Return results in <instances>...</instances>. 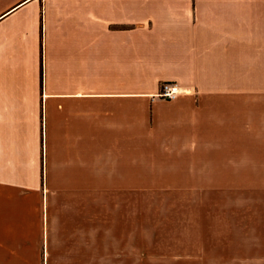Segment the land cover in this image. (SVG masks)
<instances>
[{
  "label": "crops",
  "instance_id": "crops-1",
  "mask_svg": "<svg viewBox=\"0 0 264 264\" xmlns=\"http://www.w3.org/2000/svg\"><path fill=\"white\" fill-rule=\"evenodd\" d=\"M165 84L185 92L160 98ZM133 119L172 146L188 137L195 154L233 121L237 150L261 148L264 0H0V200L31 201L37 222L34 198L45 213L53 181L81 182L85 165L125 175ZM108 257L131 263L125 249ZM229 258L168 264H238Z\"/></svg>",
  "mask_w": 264,
  "mask_h": 264
},
{
  "label": "rangeland",
  "instance_id": "rangeland-1",
  "mask_svg": "<svg viewBox=\"0 0 264 264\" xmlns=\"http://www.w3.org/2000/svg\"><path fill=\"white\" fill-rule=\"evenodd\" d=\"M132 129L125 175L115 166L93 175L85 165L83 181H53L45 213L40 191L34 198L37 222L26 214L31 201L1 197L0 264H93L99 253L103 264L124 249L130 264L199 253L264 264V126L259 149H236L233 121L198 154L188 137L172 146L150 134L146 119H133ZM236 158L260 164L252 171Z\"/></svg>",
  "mask_w": 264,
  "mask_h": 264
},
{
  "label": "built area",
  "instance_id": "built-area-1",
  "mask_svg": "<svg viewBox=\"0 0 264 264\" xmlns=\"http://www.w3.org/2000/svg\"><path fill=\"white\" fill-rule=\"evenodd\" d=\"M183 89L175 84H165L161 87L159 92V97L166 99V100H174L176 99L180 94H182Z\"/></svg>",
  "mask_w": 264,
  "mask_h": 264
}]
</instances>
